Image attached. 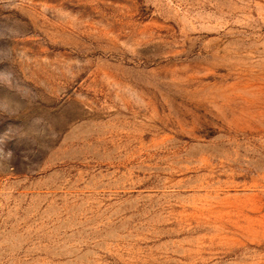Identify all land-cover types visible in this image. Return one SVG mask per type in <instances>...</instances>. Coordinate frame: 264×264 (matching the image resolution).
Wrapping results in <instances>:
<instances>
[{
    "label": "rangeland",
    "instance_id": "rangeland-1",
    "mask_svg": "<svg viewBox=\"0 0 264 264\" xmlns=\"http://www.w3.org/2000/svg\"><path fill=\"white\" fill-rule=\"evenodd\" d=\"M0 264H264V0H0Z\"/></svg>",
    "mask_w": 264,
    "mask_h": 264
}]
</instances>
